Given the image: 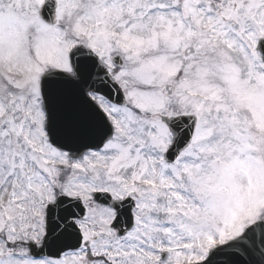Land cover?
Here are the masks:
<instances>
[{
  "label": "snow or ice",
  "instance_id": "obj_1",
  "mask_svg": "<svg viewBox=\"0 0 264 264\" xmlns=\"http://www.w3.org/2000/svg\"><path fill=\"white\" fill-rule=\"evenodd\" d=\"M0 264H264V0H0Z\"/></svg>",
  "mask_w": 264,
  "mask_h": 264
}]
</instances>
